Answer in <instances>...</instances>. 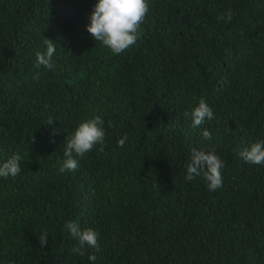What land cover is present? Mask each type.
Segmentation results:
<instances>
[{"label": "trees", "instance_id": "trees-1", "mask_svg": "<svg viewBox=\"0 0 264 264\" xmlns=\"http://www.w3.org/2000/svg\"><path fill=\"white\" fill-rule=\"evenodd\" d=\"M96 2L0 0V164L22 157L0 178V264H264V165L239 155L264 140V0H147L121 54L86 30ZM201 98L214 119L193 128ZM96 115L104 145L60 172L65 138ZM193 149L215 150L222 187L186 180ZM68 222L99 251L73 254Z\"/></svg>", "mask_w": 264, "mask_h": 264}, {"label": "clouds", "instance_id": "clouds-1", "mask_svg": "<svg viewBox=\"0 0 264 264\" xmlns=\"http://www.w3.org/2000/svg\"><path fill=\"white\" fill-rule=\"evenodd\" d=\"M149 5L147 0H97L94 9L90 15V23L87 26V32L92 39L100 42L108 48L113 54H121L129 47L134 45L139 39L140 26L144 23L148 15ZM234 13L229 10L227 20H231ZM221 16L219 19H224ZM47 50L45 53H37L36 60L38 66H43L46 69L53 67L51 60L55 53L56 45L47 40ZM38 80L39 75L33 77ZM185 116H191L192 127L198 128L206 120L214 119L212 109L207 105L203 98L200 99L191 113H184ZM53 118H49L48 125H52ZM104 121L96 115L91 119L80 122L73 130L70 136L64 140L63 156L60 172L76 171L79 168V162L76 157L83 158L88 152H91L97 145H104L105 131ZM109 127H113V123H109ZM205 140H211L212 134L205 129L202 132ZM127 135L125 134L117 141V145L123 147ZM103 152V147L99 149ZM244 162L264 165V140L257 141L244 148L239 153ZM22 157L19 154H13L9 159L0 164V178H15L21 173ZM224 163L217 156L214 149L199 150L193 149L191 152L190 162L186 165V180L192 181L196 177L202 176L207 182V187L210 191H215L223 186V176L221 169ZM65 228L71 236L77 241V245L71 249L73 254L83 256L86 247L99 251L98 233L91 229H81L76 222H68ZM41 248L46 247L48 238L44 232L39 237ZM90 261H95L96 257L93 253L89 255Z\"/></svg>", "mask_w": 264, "mask_h": 264}]
</instances>
